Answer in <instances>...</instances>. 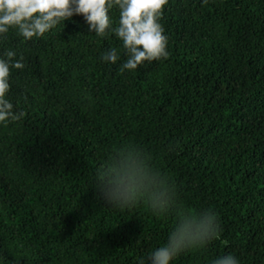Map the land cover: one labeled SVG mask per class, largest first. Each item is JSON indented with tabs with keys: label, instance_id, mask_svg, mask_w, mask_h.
Here are the masks:
<instances>
[{
	"label": "trees",
	"instance_id": "1",
	"mask_svg": "<svg viewBox=\"0 0 264 264\" xmlns=\"http://www.w3.org/2000/svg\"><path fill=\"white\" fill-rule=\"evenodd\" d=\"M160 23L167 58L124 73L120 41L82 16L27 42L0 37V56L25 65L8 94L24 116L0 125V264H137L177 210L200 209L222 231L173 264H264V0H168ZM113 47L121 60L104 62ZM118 153L162 175L179 208L108 206L94 184Z\"/></svg>",
	"mask_w": 264,
	"mask_h": 264
},
{
	"label": "clouds",
	"instance_id": "2",
	"mask_svg": "<svg viewBox=\"0 0 264 264\" xmlns=\"http://www.w3.org/2000/svg\"><path fill=\"white\" fill-rule=\"evenodd\" d=\"M168 0H0V37L10 30L25 42L43 37L73 16H82L88 33L97 37L115 36L121 43L127 59L119 71L132 72L145 61L166 59L168 37L160 19ZM118 8L119 19L114 22L109 12ZM104 62L116 64L121 60L117 48H109L102 56ZM25 67L23 57L14 50L0 56V125L20 120L23 111H15L8 98L12 69ZM94 187L103 201L113 208L132 206L143 198L149 210L156 215L178 209V199L167 180L155 173L135 154H115L107 160L96 175ZM220 222L209 209L177 210L174 226L165 243L146 256L137 258V264H173L183 252L201 249L217 239ZM210 264H241L234 253L210 261Z\"/></svg>",
	"mask_w": 264,
	"mask_h": 264
}]
</instances>
